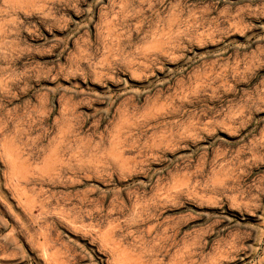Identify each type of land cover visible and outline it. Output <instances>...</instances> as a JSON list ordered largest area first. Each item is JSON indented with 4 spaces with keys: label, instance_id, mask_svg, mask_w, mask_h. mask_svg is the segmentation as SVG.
I'll return each instance as SVG.
<instances>
[{
    "label": "rangeland",
    "instance_id": "rangeland-1",
    "mask_svg": "<svg viewBox=\"0 0 264 264\" xmlns=\"http://www.w3.org/2000/svg\"><path fill=\"white\" fill-rule=\"evenodd\" d=\"M0 264H264V0H0Z\"/></svg>",
    "mask_w": 264,
    "mask_h": 264
},
{
    "label": "bare ground",
    "instance_id": "bare-ground-1",
    "mask_svg": "<svg viewBox=\"0 0 264 264\" xmlns=\"http://www.w3.org/2000/svg\"><path fill=\"white\" fill-rule=\"evenodd\" d=\"M2 145V144H1ZM4 149V148H3ZM6 154V153H5ZM8 155V154H7ZM10 157V156H9ZM13 163V162H12ZM13 168V167H12ZM15 169V168H14ZM17 169V168H16ZM18 172V171H17ZM18 174V173H17ZM13 176H15V175H13ZM167 188V187H166ZM148 228V227H147ZM148 231V230H147ZM43 237H45V236H43Z\"/></svg>",
    "mask_w": 264,
    "mask_h": 264
},
{
    "label": "clouds",
    "instance_id": "clouds-1",
    "mask_svg": "<svg viewBox=\"0 0 264 264\" xmlns=\"http://www.w3.org/2000/svg\"><path fill=\"white\" fill-rule=\"evenodd\" d=\"M5 7H7V5Z\"/></svg>",
    "mask_w": 264,
    "mask_h": 264
}]
</instances>
